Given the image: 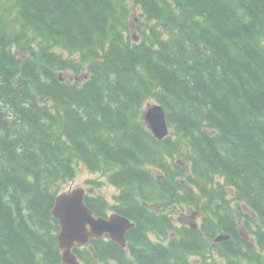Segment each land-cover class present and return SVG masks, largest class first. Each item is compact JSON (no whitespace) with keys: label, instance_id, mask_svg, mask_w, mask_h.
Instances as JSON below:
<instances>
[{"label":"trees","instance_id":"1","mask_svg":"<svg viewBox=\"0 0 264 264\" xmlns=\"http://www.w3.org/2000/svg\"><path fill=\"white\" fill-rule=\"evenodd\" d=\"M149 99L160 140L141 119ZM80 166L117 190L85 202L134 222L135 261L212 264L210 247L264 264V0H0V264H64L51 210ZM146 204L192 207L200 231ZM218 232L231 237L207 246Z\"/></svg>","mask_w":264,"mask_h":264},{"label":"water","instance_id":"2","mask_svg":"<svg viewBox=\"0 0 264 264\" xmlns=\"http://www.w3.org/2000/svg\"><path fill=\"white\" fill-rule=\"evenodd\" d=\"M143 119L157 139H162L169 133L165 111L160 104L148 105L143 112ZM84 194V189L77 187L61 192L54 199L52 215L60 225L57 240L62 249L61 258L66 264H80L71 252L75 243L84 244L90 237H99L104 233L122 243L125 231L133 226L132 221L118 213H112L107 218L94 216L84 202ZM228 237L229 235L219 234L214 241L226 240Z\"/></svg>","mask_w":264,"mask_h":264},{"label":"rangeland","instance_id":"3","mask_svg":"<svg viewBox=\"0 0 264 264\" xmlns=\"http://www.w3.org/2000/svg\"><path fill=\"white\" fill-rule=\"evenodd\" d=\"M134 8H132V11H131L132 22L130 24V29H132L135 24L137 25V24L140 23L139 19H137V17H136V13L138 12L137 11V8L136 9H134ZM135 17H136V19H135ZM141 25L144 26V24H141ZM129 34L131 35L130 36V40L132 42H136L137 39H139V36H138L139 33H138V31H136V28L132 29L129 32ZM55 51H57V52L61 53L62 55H64V53L60 49H58V48H55ZM14 52L15 53H19L20 52V49L17 48V49L14 50ZM61 74L63 75V77L66 76V73H64V72H61ZM82 74L74 75L73 73H71L72 79L76 78V79L79 80L82 77ZM153 101H154L153 99H149L142 106V109H141V119L143 121H144V119H143V112L147 109L148 105L153 104ZM160 139L161 138H158L157 140H160ZM180 162H181V160L180 159H177L176 157H169V161H168L169 165H168V167L172 166L175 163H180ZM98 178H100V177L97 174H92V173L88 172L86 169H84L83 167L80 166L78 168V170H77L76 175L74 177L70 178L67 181V187H66V190L65 191H68V190H71V189L73 190V189H75L77 187H81V188H83L86 191L87 194L94 195V194H90L89 193L90 191H92L93 193L98 192V193L102 194L105 198H107V200L110 203H112L113 202L112 201V196L117 193V190L113 186L108 185L107 183L100 184V185H95V183H88V180H96ZM90 188H93L94 190H91ZM146 205L148 207H150L151 209L154 208L156 212H158L160 214H163L165 216L171 217L173 215L176 226L178 224H181L182 220H184L185 218H186V222L185 223H182V224H185L187 226H190L191 223H197L199 225L201 223V221H202L201 212L200 211H196L192 207L185 206L184 208H182V211H180L178 208H176L175 211L179 210L180 212H176L175 213L174 211H172L169 208V206H166L163 210H160L158 207H156L157 205H151V204H146ZM193 212H196V214H193ZM171 213H173V214H171ZM180 213H182V215L180 217H178ZM118 214H120V213H118ZM120 215L123 216V217H126V216H124L122 214H120ZM236 221L239 222V224H237V228L239 230V233L244 237L245 240H248V238L251 239V236H248L245 233V231L243 230V228H242L243 219L239 218L236 215ZM126 234H127V231H125L124 239H123L122 243L120 242V244L122 246H125V245L127 246L128 235H126ZM218 234H225V232H218L215 235H218ZM101 236H99V237H101ZM149 237L153 241H158V242L164 243L166 241V239L173 238L174 237V234H173V230L172 229L171 230H168V231L154 229V230H152V231L149 232ZM205 242H206V245L207 246L213 245L212 238L206 237ZM252 244L254 246V250L257 251L258 249H257V247H255V240H253V239H252ZM138 248H140V247H138ZM140 249H143V248H140ZM193 256L194 255H188L187 256V258H186V263L187 264H189L190 262H191V264H196L195 263V257H193ZM184 258H185V256L183 257L182 260H184ZM201 259L202 258L200 257L198 262H200ZM204 259H207V258H204ZM211 263L212 264H224V261H222L220 258H218V256H212ZM263 263H264V260H263Z\"/></svg>","mask_w":264,"mask_h":264},{"label":"flooded vegetation","instance_id":"4","mask_svg":"<svg viewBox=\"0 0 264 264\" xmlns=\"http://www.w3.org/2000/svg\"><path fill=\"white\" fill-rule=\"evenodd\" d=\"M111 212H113V210H104L103 213L96 216L107 217V215ZM193 214H196V212H193ZM181 215L182 213H180L178 217ZM168 222L173 228L172 222L175 225L173 216L170 217ZM185 222L186 218L182 220L181 225L178 224L177 227L182 226L187 230L188 226L182 224ZM190 228L200 231V227L197 223H191ZM167 230L171 229L168 228ZM199 233L202 237H204L203 232ZM136 251L142 253V249L140 248H137ZM203 251L205 252V256L209 259H211L212 256L217 255L216 251L214 249H210V247H203ZM72 252L81 264H141V262H135V259L138 257L136 254L134 256L132 255L128 246H121V244L113 240L107 233H104L101 237H90L84 245L75 244L72 247ZM193 257H195V263L198 264L199 258H203V255ZM218 258L224 261L220 256H218Z\"/></svg>","mask_w":264,"mask_h":264},{"label":"bare ground","instance_id":"5","mask_svg":"<svg viewBox=\"0 0 264 264\" xmlns=\"http://www.w3.org/2000/svg\"><path fill=\"white\" fill-rule=\"evenodd\" d=\"M12 6V5H11Z\"/></svg>","mask_w":264,"mask_h":264}]
</instances>
